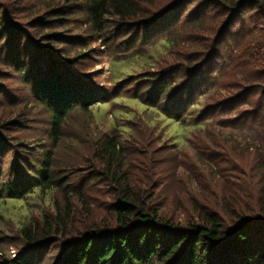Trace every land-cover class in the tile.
Segmentation results:
<instances>
[{"label": "rangeland", "instance_id": "rangeland-1", "mask_svg": "<svg viewBox=\"0 0 264 264\" xmlns=\"http://www.w3.org/2000/svg\"><path fill=\"white\" fill-rule=\"evenodd\" d=\"M81 2L0 0L3 181L24 179L28 167L40 166L44 149L52 174L46 192L0 204V261L54 264L67 242L114 227L120 176L144 206L182 227L210 213L225 229L264 186L257 183L264 120L253 117L264 112V0L139 2L136 16L110 14L98 34L84 25ZM60 16L70 17L64 30L49 23ZM56 34L65 42L55 44ZM53 73L106 99L87 110L76 104L56 144L49 100L34 91V82ZM162 80L174 85L157 109L147 94L134 99ZM188 82L192 88L182 94L186 99L191 90L192 98L178 122L164 109ZM107 138L119 148L114 161L103 150ZM29 225L47 238L28 245L22 229Z\"/></svg>", "mask_w": 264, "mask_h": 264}, {"label": "trees", "instance_id": "trees-1", "mask_svg": "<svg viewBox=\"0 0 264 264\" xmlns=\"http://www.w3.org/2000/svg\"><path fill=\"white\" fill-rule=\"evenodd\" d=\"M78 1H82L84 25L98 34L104 32L103 20L110 14L118 16L120 20L134 17L137 14V4L151 0ZM65 18L60 16L49 20V23L53 21L51 24H57L58 28L64 30L68 24L65 20L70 17ZM56 36L55 44L65 42L62 40V35L56 34ZM17 68L20 75L26 73L22 63L21 67ZM43 79L41 84L34 82V91L49 100L50 105L46 106L50 120L49 135L54 144L60 138L64 117L76 104L87 110L89 103L95 102L97 98L101 99L98 100L99 103L106 102L105 97L94 91L79 90L80 82L72 81L68 74L63 75L61 79L58 74L53 73ZM191 83L180 86L178 88L180 92L175 95V98H171L172 101L169 102L167 110L165 107L164 112L169 109L171 110L169 112L176 116L170 119L178 122L185 121L184 106L192 98L191 90L186 99L183 95L187 92L184 90L185 87L192 88ZM173 85L172 81L162 80L153 88V91L145 89L134 99L140 101L141 95L147 94L152 102L150 108L157 109L158 100H161ZM250 90H253L252 87L246 92ZM183 92L185 93L182 94ZM191 105L195 107L196 103L192 102ZM253 114L254 118L264 120V112L257 110ZM239 120H234V123L243 122ZM104 143L103 150L107 158L114 161L119 150L116 141L107 138ZM42 153L45 157L40 166H35L31 160L36 169L28 167L25 170L24 179L19 178L17 174L18 178L16 177L14 181L4 182L2 177L4 171L0 164V204L8 200L21 201L35 190L40 192L48 190L52 181L49 169L50 152L44 149ZM259 168H264V163L260 164ZM116 181L120 189V194L113 206L116 225L103 229H90L87 233L67 242L54 264H264V186L256 193L253 205H245L240 211L242 214L234 213L236 219L224 229L210 213H205L203 223L189 224L184 227L163 219L156 208L144 206V203L140 202V197L132 194L124 178L117 177ZM263 181L264 171L257 183ZM2 217L3 214L0 212V218ZM49 230L51 231V226ZM22 233L28 245L47 238L43 235V231L40 235L36 234L30 225L24 227ZM0 264L43 263L39 259L34 260L28 257L21 259L6 257L0 261Z\"/></svg>", "mask_w": 264, "mask_h": 264}]
</instances>
